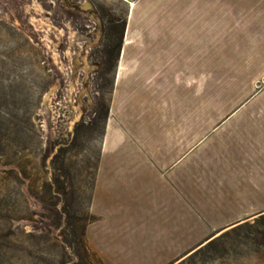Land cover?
<instances>
[{"label": "crops", "instance_id": "1", "mask_svg": "<svg viewBox=\"0 0 264 264\" xmlns=\"http://www.w3.org/2000/svg\"><path fill=\"white\" fill-rule=\"evenodd\" d=\"M91 211L108 264H170L264 212V0L135 6Z\"/></svg>", "mask_w": 264, "mask_h": 264}, {"label": "rangeland", "instance_id": "2", "mask_svg": "<svg viewBox=\"0 0 264 264\" xmlns=\"http://www.w3.org/2000/svg\"><path fill=\"white\" fill-rule=\"evenodd\" d=\"M142 1L0 0V264H108L87 235L91 201L118 44ZM170 264H264V212Z\"/></svg>", "mask_w": 264, "mask_h": 264}]
</instances>
